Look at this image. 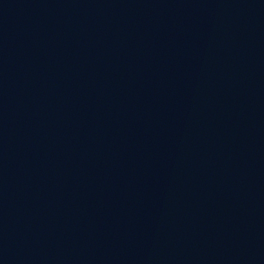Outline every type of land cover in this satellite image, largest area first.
<instances>
[{
	"label": "water",
	"instance_id": "95a60500",
	"mask_svg": "<svg viewBox=\"0 0 264 264\" xmlns=\"http://www.w3.org/2000/svg\"><path fill=\"white\" fill-rule=\"evenodd\" d=\"M0 264H264V0H0Z\"/></svg>",
	"mask_w": 264,
	"mask_h": 264
}]
</instances>
